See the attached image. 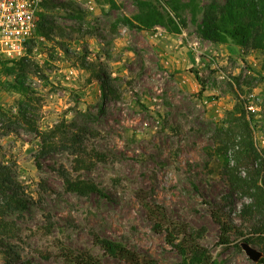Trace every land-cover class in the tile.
Returning <instances> with one entry per match:
<instances>
[{
	"label": "rangeland",
	"instance_id": "obj_1",
	"mask_svg": "<svg viewBox=\"0 0 264 264\" xmlns=\"http://www.w3.org/2000/svg\"><path fill=\"white\" fill-rule=\"evenodd\" d=\"M47 1L25 69L0 59V109L6 112L0 160L28 203L25 210L4 212L16 233L0 238V264L6 257L16 264H71L60 243L87 250L104 264H127L105 255L92 231L159 264H181L178 252L154 231L136 197L139 190L165 205L170 218L201 230L199 241L214 264H258L239 234L253 232L258 217H242L248 198L229 193L216 130L244 101L257 144L264 146V53L203 39L198 24L208 0H195L194 17L191 6L181 9L187 24L179 34L127 25L124 18L138 11L135 0ZM21 100L30 102L29 114L41 129L67 122L71 130L85 131L77 146L90 158L89 167H80L71 147L38 159L37 136L12 116ZM62 170L93 181L106 196L67 191ZM219 205L237 224L229 245L218 243L211 216ZM249 244L264 257V242Z\"/></svg>",
	"mask_w": 264,
	"mask_h": 264
},
{
	"label": "trees",
	"instance_id": "obj_2",
	"mask_svg": "<svg viewBox=\"0 0 264 264\" xmlns=\"http://www.w3.org/2000/svg\"><path fill=\"white\" fill-rule=\"evenodd\" d=\"M135 3L138 11L130 18L124 19L127 25L141 30H151L156 26H162L171 33L179 34L187 24L186 19L181 16V9L191 6L193 17L196 11L195 0H191L188 4H181L177 0H164L163 2L135 0ZM47 5L48 1L44 0L43 6ZM201 14L198 31L203 39L213 43L232 41L244 51L264 53V0H208ZM39 28L40 25H38L37 32ZM27 60V58H22L11 61L19 64L20 70H24ZM12 71L14 72L13 68ZM95 79L103 83L99 74L95 76ZM17 89L24 97L26 96L23 87ZM30 105V102L21 100L18 103L16 114L12 116L37 136L39 140L37 158L45 157L58 150L59 147H71L76 149L74 151L78 156L80 167H89L87 165L90 163V158L85 155L84 148L77 146V138L85 131L71 130L72 124L67 122H60L49 128L41 129L29 114ZM5 115L6 112L0 109V123ZM216 137L217 150L226 157L223 174L228 180L229 193H239L248 198V201L241 206L240 215L258 217L253 225V232L248 236L242 232L239 234L244 236L243 239L249 243L256 240L264 242V146H259L255 139L253 114L247 102L237 101L228 111L216 130ZM95 155L97 159H104L103 154L96 153ZM59 173L67 191L80 195L106 196L105 192L91 180L73 178L64 170ZM20 187L10 167L0 160V238H11L16 233L15 223L7 221L4 212L25 210L28 206ZM136 197L147 217L152 221L154 231L163 234L166 243L181 256V264H214L209 250L199 241L201 230L189 228L186 223L170 218L165 205L147 198L144 190H139ZM211 216L218 225V243L229 245L232 234L238 233L235 220L227 216L225 207L221 205L211 211ZM91 237L93 243L105 255L125 261L127 264H159L151 255L140 253L119 241L101 236L95 231H92ZM58 248L61 256L71 264H104L100 258L87 250L73 249L63 243H60ZM3 264H16V262L6 257ZM258 264H264V257L259 259Z\"/></svg>",
	"mask_w": 264,
	"mask_h": 264
},
{
	"label": "built area",
	"instance_id": "obj_3",
	"mask_svg": "<svg viewBox=\"0 0 264 264\" xmlns=\"http://www.w3.org/2000/svg\"><path fill=\"white\" fill-rule=\"evenodd\" d=\"M43 2L0 0V59L19 60L30 56Z\"/></svg>",
	"mask_w": 264,
	"mask_h": 264
},
{
	"label": "water",
	"instance_id": "obj_4",
	"mask_svg": "<svg viewBox=\"0 0 264 264\" xmlns=\"http://www.w3.org/2000/svg\"><path fill=\"white\" fill-rule=\"evenodd\" d=\"M241 246L243 248V250L245 251V253L247 254V256L254 262H257L261 256H262V252L258 249H256L255 247L251 246L249 244V242L244 241L241 243Z\"/></svg>",
	"mask_w": 264,
	"mask_h": 264
}]
</instances>
